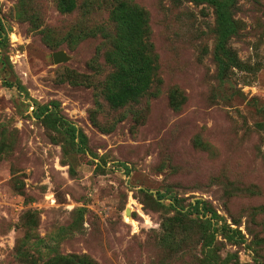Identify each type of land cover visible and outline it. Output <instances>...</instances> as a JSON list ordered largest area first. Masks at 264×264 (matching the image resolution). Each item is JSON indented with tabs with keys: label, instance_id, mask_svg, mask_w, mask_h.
<instances>
[{
	"label": "rangeland",
	"instance_id": "1",
	"mask_svg": "<svg viewBox=\"0 0 264 264\" xmlns=\"http://www.w3.org/2000/svg\"><path fill=\"white\" fill-rule=\"evenodd\" d=\"M227 1L221 78L208 2L0 0V264H264V0ZM121 3L156 69L114 106Z\"/></svg>",
	"mask_w": 264,
	"mask_h": 264
},
{
	"label": "trees",
	"instance_id": "2",
	"mask_svg": "<svg viewBox=\"0 0 264 264\" xmlns=\"http://www.w3.org/2000/svg\"><path fill=\"white\" fill-rule=\"evenodd\" d=\"M189 1L208 2L216 8L219 26L217 61L219 74L224 78L237 60L228 48V41L236 32L230 3L227 0ZM59 6L63 11L71 12L76 8L77 0H59ZM114 9L112 17L117 24V34L108 60L116 66V70L108 79V98L114 106H119L144 95L150 89L156 66L153 53H150L149 29L142 10L139 7L129 8L126 3Z\"/></svg>",
	"mask_w": 264,
	"mask_h": 264
},
{
	"label": "water",
	"instance_id": "3",
	"mask_svg": "<svg viewBox=\"0 0 264 264\" xmlns=\"http://www.w3.org/2000/svg\"><path fill=\"white\" fill-rule=\"evenodd\" d=\"M53 58L56 63L65 62L69 60V57L67 56L66 52L63 50L54 52Z\"/></svg>",
	"mask_w": 264,
	"mask_h": 264
}]
</instances>
